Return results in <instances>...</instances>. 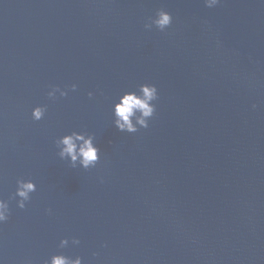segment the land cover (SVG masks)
Instances as JSON below:
<instances>
[{
    "label": "water",
    "instance_id": "obj_1",
    "mask_svg": "<svg viewBox=\"0 0 264 264\" xmlns=\"http://www.w3.org/2000/svg\"><path fill=\"white\" fill-rule=\"evenodd\" d=\"M145 83L149 127L120 132L114 103ZM73 131L95 167L58 155ZM0 198V264H264V0H0Z\"/></svg>",
    "mask_w": 264,
    "mask_h": 264
},
{
    "label": "clouds",
    "instance_id": "obj_2",
    "mask_svg": "<svg viewBox=\"0 0 264 264\" xmlns=\"http://www.w3.org/2000/svg\"><path fill=\"white\" fill-rule=\"evenodd\" d=\"M208 7H214L220 0H205ZM173 21L172 14L163 9L159 10L154 19L145 25L151 29L155 25L159 30L164 31ZM72 90L75 91L76 85L73 84ZM64 97L68 95L65 89L59 86H53L48 92L49 98ZM93 93H89L92 96ZM158 88L154 84H142L137 91H127L118 97L117 102L113 105L114 126L120 132L136 133L140 128H148L149 120L155 115L156 104L158 100ZM255 107V106H254ZM46 106H36L32 110L34 120H41L46 113ZM59 149L58 155L61 159L69 160L72 167H83L84 169L93 168L100 160V148L95 143V136L86 132L73 131L57 140ZM37 190V185L32 180L19 179L17 181V189L15 197H18L17 205L23 209L26 202L31 200V194ZM10 206L9 203L0 198V224L9 219ZM73 245H79L80 240L73 238ZM69 245L67 238L60 241V247L65 248ZM45 264H83L82 257H70L63 253L54 254Z\"/></svg>",
    "mask_w": 264,
    "mask_h": 264
}]
</instances>
